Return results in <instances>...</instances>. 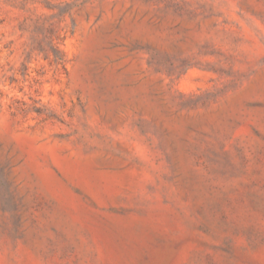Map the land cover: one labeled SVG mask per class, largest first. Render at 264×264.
Segmentation results:
<instances>
[{
	"label": "rangeland",
	"instance_id": "1",
	"mask_svg": "<svg viewBox=\"0 0 264 264\" xmlns=\"http://www.w3.org/2000/svg\"><path fill=\"white\" fill-rule=\"evenodd\" d=\"M0 264H264V0H0Z\"/></svg>",
	"mask_w": 264,
	"mask_h": 264
}]
</instances>
